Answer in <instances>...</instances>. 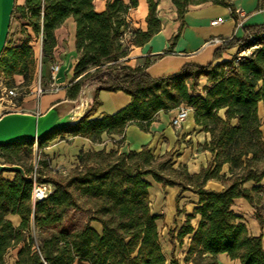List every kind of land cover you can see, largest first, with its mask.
Listing matches in <instances>:
<instances>
[{"label":"trees","instance_id":"1","mask_svg":"<svg viewBox=\"0 0 264 264\" xmlns=\"http://www.w3.org/2000/svg\"><path fill=\"white\" fill-rule=\"evenodd\" d=\"M158 1L146 0L143 32L131 31L126 23L129 10L137 6L136 0L128 4L106 0L101 12L94 9V0L14 3L11 18L15 17L28 31L17 44H11L7 36L0 54V79L6 86L16 88L15 77L22 79L19 86L25 91H20L18 103L37 82L42 62H53L55 31L68 19L74 22L77 58L65 96L75 100L88 82L95 98L76 125L53 131L37 141L0 146V164L19 166L25 174L23 178L18 172H0V264H180L174 253L186 239V264H220L219 255L238 264H264V236L252 235L234 211L235 200L242 199L254 210L259 227L264 226V135L258 115L259 104L264 112V24L244 26L240 38L224 40L207 64L185 63L174 74L152 78L146 72L148 59L142 67L131 68L124 64V58L130 46H143L160 31ZM171 2L179 19L189 6L205 3L226 7L231 18H238L229 0ZM262 5L263 0H259L257 7ZM127 29L131 34L124 47L120 37ZM181 29L182 24L170 40V48ZM40 39L38 64L32 43ZM234 48L231 59L216 62ZM242 49L252 52L236 63L235 55ZM201 79H205V85ZM100 91L123 92L130 102L114 114L92 118L99 106ZM180 106L192 109L195 126L208 135L202 150L210 152L212 160L195 174L185 166L175 167L171 151L154 156L147 146L138 152H80L77 164L66 175H51L44 161L31 164L34 144L41 152L57 138L82 137L98 143L103 134L118 137L119 144L129 125L147 132L158 113ZM224 165L226 172H222ZM4 174L13 178H4ZM33 177L37 184L52 186V192L35 203L31 199ZM148 178L163 188H178L174 197L176 214H185L179 209L183 193L196 196L191 213L184 215L177 229L167 232L171 244L169 261L159 244L156 221L160 217L151 212ZM210 180L219 182L222 189H205ZM248 183L252 186L247 187ZM7 216H17L19 225L14 227ZM92 223L98 224L100 230ZM14 248H18L15 259L8 263L6 255Z\"/></svg>","mask_w":264,"mask_h":264},{"label":"crops","instance_id":"2","mask_svg":"<svg viewBox=\"0 0 264 264\" xmlns=\"http://www.w3.org/2000/svg\"><path fill=\"white\" fill-rule=\"evenodd\" d=\"M23 1V0H22ZM123 3L128 4L130 0H121ZM163 2H167L170 6L169 14L163 15L160 11ZM235 7L237 12V20L230 17V11L228 8L215 5L211 3H205L197 6H189L187 11L183 14L182 19L178 18L175 7L171 0H160L157 6V18L160 21V31L152 36V38L143 46H130L127 56L124 58V64L131 67H142L145 60H149V66L146 72L152 78H158L174 74L185 63H194L204 65L212 61V54L216 47L208 45V41L213 38L218 39H230L232 37L240 38L243 34L242 28L244 26H253L264 24V0L261 8H258L259 0H229ZM106 0H94V9L97 12H101L104 9ZM137 6L129 10L126 15V23L131 31H145L146 30V15L147 4L146 0H136ZM221 18L223 23L212 27L210 21ZM182 29L178 39L174 46L170 48V40L177 34L180 25ZM56 48L53 56V61H58V56H63V60L60 64V71L57 75V83L66 87L71 75H66V68L70 65L73 66L77 58V54L74 49V22L72 19L65 21L56 31ZM34 45L35 55L38 58L40 56L39 44L37 42L32 43ZM236 52V49L225 51L221 59L216 62L229 60ZM68 58L71 59L70 64ZM73 59V60H72ZM214 62V63H216ZM53 63V62H52ZM49 66L43 75L41 84L46 86L49 78ZM64 69H66L64 71ZM39 74V67H38ZM39 77V76H38ZM16 85L22 82L20 77H15ZM200 83L205 85V79H201ZM36 87V83L32 87L33 90ZM91 91L93 88L90 89ZM54 95H57L56 97ZM98 98L101 100V107L97 108L92 118H99L103 114H114L120 109L124 108L129 102L130 98L126 95H122L121 92H100ZM68 100L65 96V90L60 94H45L39 99H34L32 95H27L21 101L19 111L25 113H31L40 115L43 114L53 104ZM177 108L168 112L158 113L154 121L150 124L148 131H141L134 125H129L124 133V140L118 147V137L107 136L103 134L100 142L91 143L87 139L82 137L65 136L60 142L68 141V147L71 152H76L79 155L80 152L98 151L104 149L105 151L119 150V152L127 151H140L142 147L147 146L154 156H161L166 152L172 150L174 146H177L178 142H184L185 146L192 151L199 148L201 150L198 157L199 164L195 171L190 174H195L200 168L206 167L212 160V155L208 151L202 150V147L208 141V135L201 131V128L195 126L193 112L188 114L186 120L182 123V126L177 129L179 137H177L170 126L172 118L175 116ZM3 111L0 107V116ZM219 115L222 116L223 112L220 111ZM258 115L264 120V112L262 105L258 106ZM261 131L264 135V123L261 126ZM50 141L48 144L51 146L58 145L60 142ZM58 140V139H57ZM57 144H56V143ZM184 146V145H182ZM46 149H49L47 147ZM172 152V151H171ZM187 165V164H186ZM188 169V167H187ZM189 172V169L187 170ZM227 171V165L222 167V172ZM4 178L5 175H3ZM8 178V177H7ZM264 180L262 181V183ZM261 183V184H262ZM151 186L153 183H151ZM150 186V189H151ZM247 187H251L252 184H246ZM205 189L212 191H220L222 185L214 180H210L206 183ZM237 204H246L252 209L248 203L242 199L235 200L234 207ZM253 210V209H252ZM235 211V210H234ZM236 212V211H235ZM239 214L238 212H236ZM243 217L241 214H239ZM14 227L19 225V218L17 216H7ZM97 231L100 230L98 224H91ZM261 234L258 232L254 236ZM252 234V233H251ZM252 234V235H253ZM262 235L264 236V228L262 229ZM187 240V239H186ZM187 245V243H186ZM18 248L9 250L6 259L9 262H13L15 254ZM7 260V261H8ZM218 262L220 264H238V261H231L226 255H219Z\"/></svg>","mask_w":264,"mask_h":264},{"label":"rangeland","instance_id":"3","mask_svg":"<svg viewBox=\"0 0 264 264\" xmlns=\"http://www.w3.org/2000/svg\"><path fill=\"white\" fill-rule=\"evenodd\" d=\"M159 2L160 0L158 1V4ZM15 3L20 5L22 4V0H15ZM169 9H170V6L168 5V3L166 1L165 2L162 1V5L160 8L161 13L163 15H167L169 14V11H170ZM26 31L28 30L24 29L21 26V23L18 22L15 17H12L10 20V28H9V32L7 35L8 40L10 41L11 44H17L25 38ZM57 58H58V61L56 62L61 63L63 60L62 59L63 56L61 57L59 55ZM70 61L71 59L68 58L69 64H70ZM42 63H43V66H42L41 72L39 73V77L44 78L43 75L45 74L50 62L44 60ZM66 69H64V71L66 70L65 71L66 75L67 76L71 75L72 74L71 65L69 68H66ZM19 85L20 84H17L19 92L25 91V89L24 88L21 89V86ZM41 86L44 87V85L42 84ZM100 92H106V91H100ZM121 94L126 96V94H124L123 92H121ZM54 96L56 97L57 95H54ZM33 98L36 99L35 97ZM88 98L90 99L91 105H92L94 102V98H95L94 91H90L88 93ZM97 101L99 102V106H98L99 108L102 106L101 105L102 102L98 98V95H97ZM20 105L22 106L21 102H20ZM4 113L5 112H3L2 114ZM107 115H110V114H107ZM261 120L263 124L264 123L263 118H261ZM173 131L175 135L179 137L178 131L174 128H173ZM57 139L55 141L60 142L61 138L60 140L59 138ZM121 142L118 144V147L122 144ZM68 143H69L68 141H64L62 143L60 142V144L58 143V145H55V146H52V145L50 146L49 144H47V146L41 152L38 151L37 145L34 144V148H33L34 153L32 156L31 164L36 165L37 162L44 161L51 168V175H66L69 172V170L72 169L77 164V156H78L76 152L70 151L68 147ZM47 147H49V149H46ZM171 151L173 154V165L175 167L181 166V165L185 166L186 169L188 167L189 173H192L193 171L197 169L198 164H199L198 157L200 156L199 154L201 153V150L199 148H196L195 151L194 150L192 151V149H188V147H186L185 143L182 141V142H178L177 146H174ZM4 175L5 177H8L10 179L13 178L11 174H4ZM148 181L153 183L151 186V189H149V201H150L151 212L153 214L159 215L160 217L156 221V225H157V229L159 233V244L161 246L163 254L165 255L166 259L169 261L171 257L170 256L171 244L169 242V235L167 234V232L170 229H177L181 225V223L184 221V215L191 213L196 203V196L190 192L183 193L181 198L179 199V209L184 211L185 214H182V213L176 214L174 197L178 191V188L170 187V186L163 188L159 184L154 183L151 178H148ZM262 190H263V206H262L263 208L261 210V213H262V216L264 217V182L262 183ZM234 210L243 216L242 219L244 220L247 226V229L250 233L256 234L258 231V232H261L262 234V229L264 228V226L262 228L259 227L258 223L255 220L254 210H252L246 204H237L235 205ZM192 223L194 224L195 222L192 221ZM258 235H260V233ZM186 243H187V240H184L183 246L176 247L175 249L174 254H175V257L179 260L180 264H186L184 262V257H185L184 251H185ZM8 263H10L9 260H8ZM81 264H84V263H81Z\"/></svg>","mask_w":264,"mask_h":264},{"label":"water","instance_id":"4","mask_svg":"<svg viewBox=\"0 0 264 264\" xmlns=\"http://www.w3.org/2000/svg\"><path fill=\"white\" fill-rule=\"evenodd\" d=\"M14 3L15 0H0V54L9 32ZM91 88L93 86L87 82L75 100L57 102L40 115L20 111L5 112L0 116V146L37 141L53 131L76 125L90 109L88 93ZM0 172H18L25 178L22 168L16 165L0 164Z\"/></svg>","mask_w":264,"mask_h":264},{"label":"built area","instance_id":"5","mask_svg":"<svg viewBox=\"0 0 264 264\" xmlns=\"http://www.w3.org/2000/svg\"><path fill=\"white\" fill-rule=\"evenodd\" d=\"M237 13V12H236ZM223 23V19L217 18L210 21L212 27L218 26ZM130 31L127 29L122 36L120 37V43L125 47L128 45V39L130 38ZM224 42L223 39L213 38L208 41V45L219 46ZM39 44L40 55H41V39L37 42ZM252 52V49H242L238 51L235 55V62L238 63L248 57ZM40 64V56L38 57ZM60 71V64L54 62L51 64L49 69V78L47 85L42 87L40 78L38 77L36 82V87L30 91L28 95H32L36 99H39L42 95L48 94H60L65 90V87L57 83V75ZM21 96V93L16 87H8L5 85L2 79H0V107L3 112L10 111H19L20 104H18V98ZM27 96V95H26ZM25 96V97H26ZM23 100V99H22ZM192 111L191 108L186 106H180L177 108L175 116L172 118L170 125L174 129H179L182 126V123L188 117V114ZM33 189L31 199L32 202H38L45 199L51 192L52 186L47 183H35L33 177Z\"/></svg>","mask_w":264,"mask_h":264}]
</instances>
